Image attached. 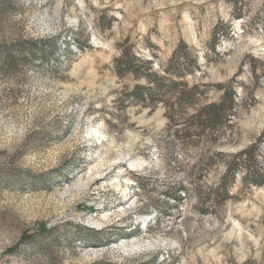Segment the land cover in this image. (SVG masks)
<instances>
[{
	"label": "rangeland",
	"instance_id": "1",
	"mask_svg": "<svg viewBox=\"0 0 264 264\" xmlns=\"http://www.w3.org/2000/svg\"><path fill=\"white\" fill-rule=\"evenodd\" d=\"M181 43L185 81L237 94L220 144L173 139L115 73L121 46L160 72ZM257 173L264 0H0V264H264Z\"/></svg>",
	"mask_w": 264,
	"mask_h": 264
},
{
	"label": "trees",
	"instance_id": "2",
	"mask_svg": "<svg viewBox=\"0 0 264 264\" xmlns=\"http://www.w3.org/2000/svg\"><path fill=\"white\" fill-rule=\"evenodd\" d=\"M52 42L47 44L55 48ZM119 53L114 59L115 73L120 78L129 75L138 82L131 90L134 103L149 107L150 111L159 105L164 109L167 127L173 139L184 144L199 143L205 138H210L216 145L221 143L224 137L219 133L228 126L230 114L235 112L237 94L231 84L220 83L216 88L218 100H211L201 90V85L185 81V76L193 72L188 65L195 68H199V65L198 57L187 51L184 43L173 50L165 66L158 65L160 72L155 70L152 60L140 58L128 46H121ZM252 149L236 154L235 165L238 171L245 169L244 162ZM214 155L221 159L220 163L228 173L226 177H229L230 166L225 161L226 153L216 151ZM260 178H264V175L257 173L253 184L261 185L264 181ZM217 192L224 198L228 196L229 189L223 181Z\"/></svg>",
	"mask_w": 264,
	"mask_h": 264
}]
</instances>
